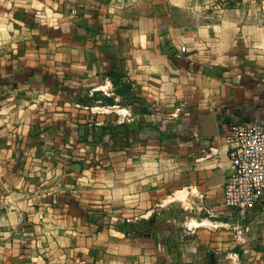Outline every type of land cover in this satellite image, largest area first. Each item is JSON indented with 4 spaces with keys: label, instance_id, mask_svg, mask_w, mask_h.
Segmentation results:
<instances>
[{
    "label": "crops",
    "instance_id": "crops-1",
    "mask_svg": "<svg viewBox=\"0 0 264 264\" xmlns=\"http://www.w3.org/2000/svg\"><path fill=\"white\" fill-rule=\"evenodd\" d=\"M246 5L0 0V264H264V195L223 204L264 122Z\"/></svg>",
    "mask_w": 264,
    "mask_h": 264
},
{
    "label": "built area",
    "instance_id": "built-area-1",
    "mask_svg": "<svg viewBox=\"0 0 264 264\" xmlns=\"http://www.w3.org/2000/svg\"><path fill=\"white\" fill-rule=\"evenodd\" d=\"M224 141L230 171L223 182V204L245 211L264 195V122L231 124Z\"/></svg>",
    "mask_w": 264,
    "mask_h": 264
},
{
    "label": "rangeland",
    "instance_id": "rangeland-1",
    "mask_svg": "<svg viewBox=\"0 0 264 264\" xmlns=\"http://www.w3.org/2000/svg\"><path fill=\"white\" fill-rule=\"evenodd\" d=\"M245 1L246 3H251L252 5H246L249 9L246 11L252 12L253 16L255 15H264V0H212L215 4L220 5V7H230L236 5L237 2L241 3ZM242 7V4L240 5Z\"/></svg>",
    "mask_w": 264,
    "mask_h": 264
},
{
    "label": "trees",
    "instance_id": "trees-1",
    "mask_svg": "<svg viewBox=\"0 0 264 264\" xmlns=\"http://www.w3.org/2000/svg\"><path fill=\"white\" fill-rule=\"evenodd\" d=\"M119 77H115L114 79L116 80V79H118ZM127 89H129V86H125L124 87V90H127Z\"/></svg>",
    "mask_w": 264,
    "mask_h": 264
}]
</instances>
